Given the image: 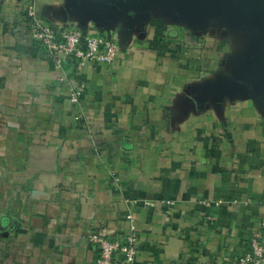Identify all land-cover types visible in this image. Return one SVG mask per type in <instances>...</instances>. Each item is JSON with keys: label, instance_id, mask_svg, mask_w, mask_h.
Instances as JSON below:
<instances>
[{"label": "crops", "instance_id": "0c3cea01", "mask_svg": "<svg viewBox=\"0 0 264 264\" xmlns=\"http://www.w3.org/2000/svg\"><path fill=\"white\" fill-rule=\"evenodd\" d=\"M29 1L47 25L117 40L118 63H68L60 82ZM263 39L222 4L0 0V264H94L87 235L123 240L130 210L136 264L241 255L264 221V79L240 81Z\"/></svg>", "mask_w": 264, "mask_h": 264}, {"label": "built area", "instance_id": "2783aa9c", "mask_svg": "<svg viewBox=\"0 0 264 264\" xmlns=\"http://www.w3.org/2000/svg\"><path fill=\"white\" fill-rule=\"evenodd\" d=\"M25 15L32 30V39L45 52L54 70L63 73L60 82H68L65 77L68 63H73L77 68H84L89 63L108 67L118 63L120 47L117 40L87 34L79 29L62 30L47 25L39 18L34 1L27 3ZM84 90L82 84L72 91L70 100L73 104L81 103ZM126 202L134 206L139 204L138 200L128 199ZM167 204L173 203L167 201ZM125 218L129 232L123 240L110 239L99 232L87 235L88 245L97 255L94 264H136L139 255L136 217L130 210ZM224 264H264V221L252 233L248 248L234 259H225Z\"/></svg>", "mask_w": 264, "mask_h": 264}, {"label": "water", "instance_id": "95a60500", "mask_svg": "<svg viewBox=\"0 0 264 264\" xmlns=\"http://www.w3.org/2000/svg\"><path fill=\"white\" fill-rule=\"evenodd\" d=\"M126 3L141 4L146 6L155 5L157 0H123ZM173 1V0H169ZM199 10L200 13L212 11L219 5H225L232 13L234 19L246 21H263L264 23V0H177ZM261 54L257 55L254 63L249 69L241 73L240 81L246 83L254 82L261 85L264 79V39L258 45ZM257 52V51H256Z\"/></svg>", "mask_w": 264, "mask_h": 264}]
</instances>
